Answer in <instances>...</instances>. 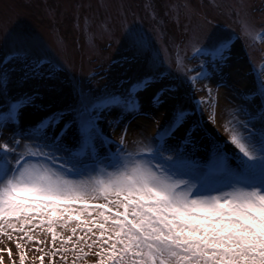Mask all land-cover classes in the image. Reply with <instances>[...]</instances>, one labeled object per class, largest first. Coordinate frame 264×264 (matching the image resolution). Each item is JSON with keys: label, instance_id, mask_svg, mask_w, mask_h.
Here are the masks:
<instances>
[{"label": "snow or ice", "instance_id": "1", "mask_svg": "<svg viewBox=\"0 0 264 264\" xmlns=\"http://www.w3.org/2000/svg\"><path fill=\"white\" fill-rule=\"evenodd\" d=\"M259 27L264 35V23ZM256 31L246 19L245 39L255 40ZM235 35L213 27L186 33L174 72L151 34L128 25L124 72L135 80L102 87L92 85L99 72L62 80L34 34L0 38L7 107L0 113V236L14 244L19 264L31 244L40 264L57 256L67 264L69 255L72 264L86 257L94 264H264V65H250L256 90L232 106L227 139L198 156L217 121L215 113L204 119L206 107L215 106L213 88L197 83L215 81L218 104L230 70L241 71L233 61ZM192 61L199 63L188 67ZM149 88L145 106L138 93ZM205 90L207 97L197 98ZM162 109L156 132L137 123L138 138L129 142L131 125Z\"/></svg>", "mask_w": 264, "mask_h": 264}, {"label": "rangeland", "instance_id": "2", "mask_svg": "<svg viewBox=\"0 0 264 264\" xmlns=\"http://www.w3.org/2000/svg\"><path fill=\"white\" fill-rule=\"evenodd\" d=\"M246 19L257 25L255 40L244 37L243 24ZM206 20H210L211 24H207ZM261 23H264V0H0V38L21 30L34 34L44 46L47 58L60 69L62 80L66 78L70 81L74 77L87 79L91 74L99 72L100 75L92 81L93 87L116 84L121 78L129 83L134 82V74L124 72L126 60L130 59L128 50L122 43L125 27L128 25L142 26L151 34L161 57L172 66L174 72L179 71L177 64L184 56L186 33L199 32L202 35L209 27L225 34L234 32L236 35L232 36V40L237 41L232 49L233 61H242L247 65L243 77L249 78L250 85L242 86L231 76L229 87L218 90V95L220 90L226 91L225 108L219 109L218 104H215V81L197 83V89L203 88L205 84L213 88L212 99L215 106L206 107L204 119H211L215 113L216 124L221 125L226 138L224 126L231 119L232 106L246 104L243 95H251L256 90L255 72L248 74L250 65L254 69L264 65V35L260 34L259 27ZM188 54L190 55V50ZM198 63L199 61H192L188 63V67ZM228 74L226 71V75ZM128 86L125 84L124 88ZM232 88L237 92L233 93ZM12 94L16 95L15 90ZM151 94L152 92L147 96L148 100ZM207 95L206 90L196 92L197 98H206ZM140 97L141 92L138 93V98ZM254 100L259 102L258 97H254ZM5 111L6 101L0 96V113ZM156 114L148 115L154 117L153 122L163 124ZM32 116L31 108L23 110L25 120ZM154 125L157 130L155 122ZM214 132L215 136H210L209 140L197 146L199 157L204 158L215 150L216 143L221 139L216 136L215 128ZM114 139H119V133ZM0 241V249H3L0 251V258H3V264H12L7 256V248L12 249V259L19 264L14 244L8 243L2 236ZM35 247L36 245L31 244L29 248L32 250L26 249L25 264H40L37 258L40 254L35 252ZM73 259L69 255L67 264H72ZM43 264L65 262L58 256L45 257ZM76 264H94V261L93 258L86 257L76 260Z\"/></svg>", "mask_w": 264, "mask_h": 264}, {"label": "bare ground", "instance_id": "3", "mask_svg": "<svg viewBox=\"0 0 264 264\" xmlns=\"http://www.w3.org/2000/svg\"><path fill=\"white\" fill-rule=\"evenodd\" d=\"M237 66H241V70L239 75H236V70L234 72V69L236 68H232L230 70V74L232 77L236 78L239 83H241L242 86H249L250 85V81L249 78H245L243 77L245 74L243 71H245V69H247V65H245V63H242V61H237V63H235ZM154 90V88H149L148 90L141 92V101L142 104L147 106L148 103V98L147 96L150 95V93ZM225 94L226 91H219V95H218V106L219 109L225 108ZM158 117L161 118V121L164 123L162 117L165 115V110H161L160 112H158L156 114ZM217 120H219V117L217 118ZM137 123H145L147 125V131L149 134H154L156 132V127L154 125V122L152 120H146L143 116L140 118L139 121L134 122L131 127H130V132L127 134V138L129 140V142H131L132 140L138 138V129L136 127ZM221 125L216 124L215 125V131H216V136L220 139H225L226 135L223 133V131L220 128ZM136 130V132H135ZM117 135V134H116ZM227 139V138H226Z\"/></svg>", "mask_w": 264, "mask_h": 264}]
</instances>
